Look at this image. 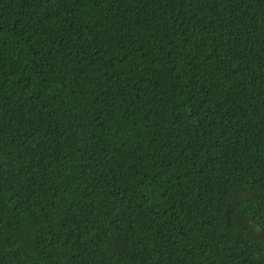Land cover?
Wrapping results in <instances>:
<instances>
[{"label":"trees","instance_id":"trees-1","mask_svg":"<svg viewBox=\"0 0 264 264\" xmlns=\"http://www.w3.org/2000/svg\"><path fill=\"white\" fill-rule=\"evenodd\" d=\"M0 264H264V0H0Z\"/></svg>","mask_w":264,"mask_h":264}]
</instances>
